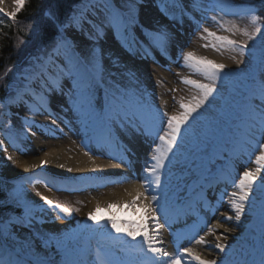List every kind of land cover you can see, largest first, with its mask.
<instances>
[{
    "label": "snow or ice",
    "instance_id": "snow-or-ice-1",
    "mask_svg": "<svg viewBox=\"0 0 264 264\" xmlns=\"http://www.w3.org/2000/svg\"><path fill=\"white\" fill-rule=\"evenodd\" d=\"M29 3L30 0H13L14 10L9 11L3 7L4 0H0V16L15 24ZM148 7L154 16L145 17ZM220 13L251 14L254 28L244 31L246 41L219 35L206 26L223 28L217 19ZM262 17L264 0L240 5L226 4L223 0H43L27 42L34 50L27 67L14 72L10 79L7 75L0 76L4 92L0 108L4 109L6 122L21 119L17 135L23 140L37 134L34 126L48 129L56 138L57 133L64 132L61 124L71 126L69 130L75 129L81 145L87 149L84 155L91 160L94 174L105 172L97 164L98 159L104 158L115 161L113 167L123 165L130 170L117 174L126 178L120 183L139 181L129 191L130 200L109 203L108 210L127 208L135 213L138 206L143 214L138 221H122L114 216L101 220L97 217L101 211L97 204L94 211L87 213L92 224L60 227L59 221H67L73 211L80 209L54 203L40 191H35L39 201L33 203L27 185L36 188L43 183L49 191L70 192L71 189L59 187L66 179L102 177H63L52 173L43 180L38 174L20 180L6 175V169L17 166L31 172L42 167L46 171L48 161L39 165L20 164L7 155L0 165V209L8 212L0 216V264H264V176L258 175L264 168ZM186 23L194 25L193 35L199 32L206 41L203 47L210 46L216 52L229 48L239 57L247 56L249 70L226 71L223 63L186 52V44L182 43ZM257 37L259 47L252 43L250 48L249 42ZM157 55L165 60L175 58L182 62V67L183 63H190L207 81L182 80L183 84L193 86L197 94L190 102H181L175 114L164 110L158 96L154 100L149 94L141 68L135 63L136 58H151L155 63ZM233 59L237 65L242 62ZM37 96L43 101L41 114L50 118V125H37L28 118L34 114L32 102ZM241 126L258 145L257 167L241 172L233 185L238 191H232L227 199L232 215H227L225 221L235 223L225 226V222L218 220L201 228L198 212H211L205 187L211 188L212 183L201 186L198 207L194 208L184 195L189 187L188 176L203 175L206 157L211 152L219 158V145L226 142L233 128ZM92 144L96 146L95 152ZM137 146L143 148L145 156L144 166L139 170L141 175L132 170L138 158ZM112 149L119 154H108ZM0 150H5L2 142ZM231 152L238 154L235 146ZM59 167L69 173L73 171L63 164ZM226 180L221 166L214 182ZM41 201L43 206L37 207ZM249 213L252 216L258 213L260 218L259 258L230 259L226 249L231 246L223 241L228 240V234ZM193 215L197 220L193 221L190 234L173 232L178 244L183 240L187 244L175 254L170 253L163 247L160 230L171 228L174 220L183 219L187 223ZM221 228L223 234H217ZM208 235L215 241L209 246L210 253L218 250L216 255L224 253L223 257L207 259L195 250L194 246H207ZM104 239L126 245L129 254L116 257L114 251L100 246L99 241ZM92 240H97L95 249L91 247Z\"/></svg>",
    "mask_w": 264,
    "mask_h": 264
},
{
    "label": "bare ground",
    "instance_id": "bare-ground-1",
    "mask_svg": "<svg viewBox=\"0 0 264 264\" xmlns=\"http://www.w3.org/2000/svg\"><path fill=\"white\" fill-rule=\"evenodd\" d=\"M3 7H5L7 10L12 11L14 10V4L13 0H4ZM145 17H151L154 16L155 13L152 11L151 7H148L144 11ZM191 25L185 24V36L182 38V43L187 44L188 42V29ZM156 62L154 63L151 58H147L144 60H140L139 58L135 59V63H137L140 68L144 67L146 70V82L149 88V94L153 96V99L155 100L156 97H159L158 103L164 108L165 111H168V100L166 96L163 93V88L167 85L165 82L161 79V77L165 80H171L174 77V61L171 60H165L161 58L159 55L156 56ZM175 59V58H174ZM133 61L130 60L129 64H132ZM141 63V64H140ZM150 63V65H147ZM142 69V68H141ZM156 70L158 73H156ZM34 105V114H29L28 118L35 121L37 125H50V118L46 115L41 114V105L43 104V101L40 100V98L37 96L36 99L32 102ZM53 107H55V102H53ZM20 129H21V123H19ZM62 128H64L63 133H57V137H53L51 135V132L48 129L41 130L34 126L33 130L36 131L35 136H29L30 144L37 150L38 153H40L39 157L29 160L25 158L21 152H19L14 145L6 140V139H0V142L3 143L4 149L1 150V159L3 161V158L7 155H11L15 161H18L20 164H41L43 160L48 161V170L46 172L51 173H59L60 175L66 176V177H77V178H83V177H92L94 175H100L101 177H107L110 180H113L114 183L112 184H105L100 185L98 183H92L95 182V179H70L73 181L76 186H83V190L87 189V191H84V195L86 196L88 200V206L84 208L81 212V217L79 219V224L83 223H90L91 221L87 220V213L89 211H94L96 208V205L99 204L101 207V211L97 213L98 219L101 220H107L108 218L114 216L118 220H127V221H138L141 217L142 210L139 209L137 206V210L135 213H133L130 209L127 208H112L110 211L107 208V205L109 203H125L126 201L130 200L132 197L129 195V191L137 187L139 185V181L133 182V183H120L121 180L126 179L125 177H121L117 174L122 172H129L130 170L123 167L122 165L113 167V165L116 163L113 160L108 159H98L97 164L105 168V172L102 174H94L91 170L94 167L91 163V160L88 156L84 155V151L87 150L85 147H83L77 140V134L75 132V129L69 130L71 126L64 127L63 124L60 125ZM47 133V134H45ZM29 140H26L29 142ZM84 143L87 145L88 141L85 140ZM234 146L238 150L237 155H233L231 160H237L240 159L242 156L246 157L245 161L243 163L239 162L237 163V169L235 171L236 173L241 174V172L245 168H255L257 165L255 164V160L252 161V151L251 149H258V145L256 143L255 139H252L250 136L246 134V132H241L240 135H237L235 137ZM231 149H233V147ZM92 148V151H96V146L94 144L90 145ZM138 152V158L136 160V163L133 165V171H137V175H141L140 169L144 166V151L142 147L137 146L136 148ZM51 153V154H49ZM110 155H118L119 153L112 149L109 151ZM250 155V156H249ZM250 157V158H249ZM235 162H238L236 161ZM254 162V163H252ZM9 164H12V161L8 162ZM252 163V164H251ZM63 164L65 168H72V172H66L62 169H60L59 165ZM42 170V167H37L33 169L31 172H25L23 168L13 166L11 168L6 169V175L10 176H17L22 174H28L29 176H35L38 174L39 171ZM45 171V170H42ZM111 174V175H110ZM192 175H195L196 179H192ZM259 176H264V168H262L261 172L258 174ZM199 175L196 174H190L188 176V182L189 187L185 192V198L186 201L191 203L193 200L197 201L198 198H196L195 194L197 190L200 187V184L197 183ZM239 177V176H238ZM235 179L237 177H234ZM238 182V181H237ZM38 190L44 195L47 196L49 199L52 196V192L48 190V188L44 187V184L41 183L37 186ZM226 189V188H224ZM232 191H238L234 186L231 187L230 190L222 192H217L214 196L208 197V200L211 205V212L207 210H200L198 212L199 221H200V227H204L205 225H209L211 223H215L216 221H222L225 222V226H232L235 222L234 221H225V217L227 215H232V212L229 210V205L227 202L228 197L230 196V193ZM43 206V205H41ZM198 207L196 206L194 208ZM259 214L257 213L258 216ZM255 216H252L251 213L247 214L245 217L241 218V221L239 222V227H236L235 230L228 234L229 238L227 241H223L224 243L230 245V249H226L227 252H229L230 259H241L245 258L249 260V256L253 255L256 258H259V252L257 250V247L259 246L256 241L259 242V236L257 234L258 229H260V225H256L254 219ZM197 220V216L193 215L190 216L187 220V223L183 219L179 221H175L172 223L171 228H165L160 230L163 236L164 244L163 247H165L170 253L175 254L176 250L181 247L183 244H187V240L181 241L179 244L176 242L175 237L173 236L174 231L183 232L184 234H190L191 233V225L193 221ZM60 227H64L65 225H68L71 228H75V223L71 221H59L58 222ZM199 231V228L197 229ZM217 234H223V229H218ZM256 234L257 236H253ZM251 235V237H248ZM207 246L205 245H197L194 246L195 250L200 252V254L207 259L211 258H217L223 257L224 253H220L219 256L216 255L218 250L216 252L209 251V246L212 245L214 241V237L212 235H208L206 237ZM243 241L247 242L249 244V247L247 248V252H244V245ZM110 246H112L114 249L117 250L119 254H122L125 250L124 245L121 243H116L114 241L106 242ZM135 243V242H134ZM253 245H255V249H253Z\"/></svg>",
    "mask_w": 264,
    "mask_h": 264
},
{
    "label": "rangeland",
    "instance_id": "rangeland-1",
    "mask_svg": "<svg viewBox=\"0 0 264 264\" xmlns=\"http://www.w3.org/2000/svg\"><path fill=\"white\" fill-rule=\"evenodd\" d=\"M217 19L220 20L221 24L223 25V28H220L218 26H213V25H206L210 27V30H215L219 35H227L231 39H235L238 42H243L246 41V37L243 35L244 31H252L254 26L250 22V18L248 16H225L222 17L221 15L218 14ZM227 29V31H225ZM191 43H188V45L185 47V51H191L197 58H208L216 63H223L226 65V70L229 71H241L243 70L244 72H247L249 70V67H246L248 65V60L249 58L247 56L245 57H239L237 56L236 52L232 51L229 48H224L220 52L214 51L210 46L205 48L203 45L206 43L205 40L201 39V34L199 32L195 33L191 37ZM252 43H256L257 47H259V43L253 41L249 42V47H252ZM240 59L242 62L237 65L235 63V60L233 58ZM182 62H178L176 60L175 66L174 67V77L171 80H165L161 77V79L165 82L167 85L166 87L163 88V93L166 96L169 106H168V113L169 114H175L179 111V104L181 102L187 103L190 102L193 97L197 94V90L191 86V85H185L182 83L183 79H196L199 82H207L203 76L202 73L197 72L194 67L191 66L190 63H183V67L181 66ZM141 64V63H140ZM147 65H150L148 63ZM142 74L144 76V79L146 80V70H144V67H141ZM156 73L157 70H156ZM258 103V102H257ZM13 128L17 130V132H20V119L15 118V121H13ZM241 132H245V129L243 126L240 128H233L230 133H228V139L226 140V143L228 145L234 144L235 137L237 135H240ZM25 141V140H23ZM26 142V141H25ZM33 151V147L30 144V147ZM29 149L28 153H23L24 157L33 160L36 157H39V154H34L32 150ZM218 154L222 153L219 155V158H217L216 153H211L209 154V157H206L205 159V167L209 164H217L220 161H224L225 158V152L226 150L223 149L222 147L220 148V145L217 150ZM0 155H1V150H0ZM211 159V163H208L207 161ZM3 161L0 156V165H2ZM71 184V183H70ZM28 187V195L30 198H33V203L38 201L39 197H36L34 195L35 191H38L37 188H33L31 185H27ZM57 193L53 191V197L52 200L54 199L55 195ZM69 200V199H66ZM73 202H75V207L79 209H84L88 206V202L86 201L85 196L81 197H74L72 199ZM42 202V201H41ZM83 214V213H81ZM83 217V216H81ZM79 224V222H78ZM82 224H79L78 226H81Z\"/></svg>",
    "mask_w": 264,
    "mask_h": 264
},
{
    "label": "trees",
    "instance_id": "trees-1",
    "mask_svg": "<svg viewBox=\"0 0 264 264\" xmlns=\"http://www.w3.org/2000/svg\"><path fill=\"white\" fill-rule=\"evenodd\" d=\"M230 1L235 5L259 2V0ZM42 3L43 0H30V3L18 15L15 24L0 16V76L7 75L10 79L14 72L22 71L27 67L28 60L34 53L32 45L27 42L29 41L33 22ZM248 17L252 23L251 14H248ZM262 21H264V17H262ZM260 27L264 29V22H260ZM256 42L259 43V37H257ZM2 83L0 82V84ZM3 95L4 92L0 88V97H3ZM6 123L4 109L0 108V126H6ZM7 214L6 209H0V216H6Z\"/></svg>",
    "mask_w": 264,
    "mask_h": 264
}]
</instances>
